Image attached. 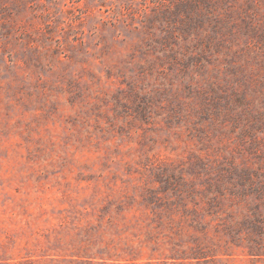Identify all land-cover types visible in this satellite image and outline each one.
<instances>
[{"label":"rangeland","instance_id":"374dc122","mask_svg":"<svg viewBox=\"0 0 264 264\" xmlns=\"http://www.w3.org/2000/svg\"><path fill=\"white\" fill-rule=\"evenodd\" d=\"M0 264H264V0H0Z\"/></svg>","mask_w":264,"mask_h":264}]
</instances>
